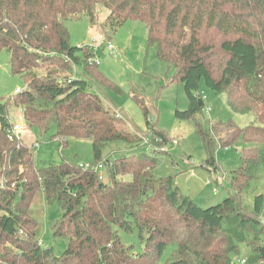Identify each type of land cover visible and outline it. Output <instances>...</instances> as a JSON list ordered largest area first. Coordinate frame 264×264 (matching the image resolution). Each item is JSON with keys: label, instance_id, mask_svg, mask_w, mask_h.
Here are the masks:
<instances>
[{"label": "trees", "instance_id": "1", "mask_svg": "<svg viewBox=\"0 0 264 264\" xmlns=\"http://www.w3.org/2000/svg\"><path fill=\"white\" fill-rule=\"evenodd\" d=\"M100 8L108 11L105 24L112 31L128 21L142 23L147 48L175 68L188 106L174 118L194 124L208 171L217 170L215 146L226 143L212 137L220 122L200 117V83L224 93L234 113L253 115L254 123L229 140L242 148L222 202L200 207L180 193L172 175L148 176L142 156L111 160L144 139L119 129L117 115L91 91L89 80L117 86L94 64L92 51L70 44L64 25L84 15L96 28ZM2 50L26 88L9 100L0 97V264H233L238 245L252 241L244 263L264 264V194L252 187L264 179V0H0ZM77 68L81 77L72 75ZM133 99L146 111L142 95ZM10 105L23 110L28 128L64 139L62 147L67 139L90 140L94 167L102 166L107 181L92 168L68 163L37 168L31 149L6 137ZM150 128L152 143L168 142ZM244 192L252 198L249 215L238 202ZM41 197L63 211L51 225L52 237L67 239L60 256L38 244L44 228L33 207ZM120 231H135L142 251L133 254L123 245ZM167 247L171 255L160 263Z\"/></svg>", "mask_w": 264, "mask_h": 264}, {"label": "rangeland", "instance_id": "2", "mask_svg": "<svg viewBox=\"0 0 264 264\" xmlns=\"http://www.w3.org/2000/svg\"><path fill=\"white\" fill-rule=\"evenodd\" d=\"M107 16L108 11L100 8L96 28L90 26L88 17L84 15L77 19L66 20L64 25L72 46L87 47L101 35L117 51L116 57L104 47L93 53L99 62L98 69L117 86V89L101 87L90 80L88 83L91 91L104 101L113 112V116L117 115L115 118L119 121V129L142 137L144 141L132 150L114 153L111 160L129 155L142 156L144 160L140 158L141 163L145 165L142 166V170L148 176L163 178L172 175L180 193L190 197L200 207L222 202L230 192L227 175L238 167L239 151L242 148L240 141L229 142V140L239 130L254 123L253 115L234 113L229 108L224 93L216 94L206 88L203 81L200 83L199 95L203 100L200 117L211 123L220 122V127L214 128L212 137L216 139V143L218 140L226 143L225 146L220 144L215 146L214 159L217 170L208 171L209 169L204 166L206 151L194 124L174 118L175 110L184 111L188 106L182 84L174 79L175 68L160 61L154 49L147 48V33L142 23L128 21L112 31L105 24ZM73 70L72 75L75 73L77 77H81L79 68ZM36 72L38 75L45 74L44 69ZM16 88L24 90L26 83L21 77L12 74L10 54L2 50L0 51V97L5 100L11 99L15 95ZM138 94L144 97L146 111H143L133 99ZM23 114V110L18 105H10L8 108L9 120L23 127L20 139L31 149L37 168L64 163L94 167L90 140L67 139L66 146L62 147L61 140H51L50 134L41 135L35 129L28 128ZM150 126L162 131L168 142L162 144L158 140L152 143L150 138L153 132ZM35 144L38 148L34 146ZM103 178L102 181H107L106 173L102 170ZM121 179L130 178L123 176ZM252 187L255 193L264 194V179L255 182ZM251 200V196L246 192L238 199L241 211L246 215L251 213ZM33 209L40 210L39 222L44 228L38 244L51 247L54 255L60 256L67 246V239L52 237L51 225L61 217L62 209L55 202H45L43 197ZM259 220L264 223V210ZM118 236L123 245L131 247L133 254L142 251V245L135 231L131 233L120 231ZM254 244L253 241L249 243L250 246L239 244L238 255L232 256L233 264H245L243 260L247 259ZM172 250L173 247H167L160 256L159 262L162 263L169 258ZM176 256L172 255L171 258Z\"/></svg>", "mask_w": 264, "mask_h": 264}, {"label": "built area", "instance_id": "3", "mask_svg": "<svg viewBox=\"0 0 264 264\" xmlns=\"http://www.w3.org/2000/svg\"><path fill=\"white\" fill-rule=\"evenodd\" d=\"M77 47L78 48H80V47L87 48L90 51H92L93 53L95 51H97L99 48L104 47V48H106L109 51V53L113 57H116V55H117V51L115 50L113 45L111 43H108L106 41V39H104L103 36H101V35H99L97 38H95L91 42V44H89V46L86 47V46H82V45H77ZM92 61L94 62L95 65L99 66V62L95 59V56H94V59ZM20 91L21 90L17 88L15 90V93H19ZM22 130H23V127H22L21 124L12 123L10 121L8 127L5 130V134H6V137H7L8 141L20 140V137H21V134H22ZM63 141H64V139H61V142H63ZM34 146L36 148H38L37 144H35ZM79 166L83 167L84 169H88V168L94 169V171L98 173L99 179H102V166L101 165H97L94 168L89 166V165H85V166L79 165Z\"/></svg>", "mask_w": 264, "mask_h": 264}, {"label": "water", "instance_id": "4", "mask_svg": "<svg viewBox=\"0 0 264 264\" xmlns=\"http://www.w3.org/2000/svg\"><path fill=\"white\" fill-rule=\"evenodd\" d=\"M199 106H200V107L202 106L201 98H199Z\"/></svg>", "mask_w": 264, "mask_h": 264}, {"label": "crops", "instance_id": "5", "mask_svg": "<svg viewBox=\"0 0 264 264\" xmlns=\"http://www.w3.org/2000/svg\"><path fill=\"white\" fill-rule=\"evenodd\" d=\"M17 89V88H16Z\"/></svg>", "mask_w": 264, "mask_h": 264}]
</instances>
